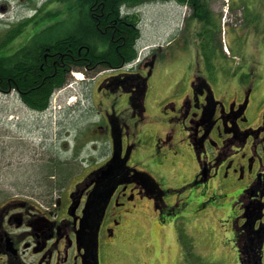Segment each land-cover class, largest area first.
<instances>
[{
  "label": "rangeland",
  "instance_id": "rangeland-1",
  "mask_svg": "<svg viewBox=\"0 0 264 264\" xmlns=\"http://www.w3.org/2000/svg\"><path fill=\"white\" fill-rule=\"evenodd\" d=\"M222 2L210 0L212 11L218 15L220 24L224 22L227 31L237 30L243 36L240 45L249 37L254 39V42L249 41L253 43L250 49L238 54L239 63L233 66L234 76L251 70L259 75L261 81L256 82V85L263 89L264 52L260 54L256 49L260 35L254 37L253 34H261V39H264V0H235L236 7L239 6L237 8L234 7V0H230V6L234 8L230 9V14L223 12L225 8L222 9ZM240 3H250L247 6L252 10L248 8L250 12H245ZM16 4L7 3L11 15L15 13ZM138 8L136 13L141 18L138 50L147 55L153 49H160V45L162 49L157 53L156 76L148 83L146 118L141 123L142 130L136 133L139 142L137 152L128 165H136L140 172L152 173L162 190L175 189L177 182L171 179L162 178L160 183V154L156 149L155 130L160 125V119L164 123L163 128L176 127L174 139L181 147L185 143L180 142L183 139V123L170 120L175 114L172 107L167 108V103L178 101L187 92L191 76L206 77L214 86L218 76L222 79L223 74H226L227 67L220 70L221 64L217 62L210 69L213 61L210 54L216 51L204 45L206 32L201 25L197 26V35L192 33L196 31L194 21L185 22L191 14L189 7L160 2ZM253 22H257L255 33L247 27ZM195 46L198 48L197 54L192 53ZM190 51L191 54H188ZM83 77L86 79L84 85L72 84V88L64 90L67 95L72 89L68 96H74L68 107H73L76 97L83 98L80 102L82 107L63 112L61 120L57 119L59 122H55V118L30 112L14 95L5 98L0 94V202L14 194L29 196L31 193L44 195L48 192L52 203L61 195L65 200L70 189L86 183L87 176L109 161L111 143L106 136L94 132L97 130V121L102 113L110 114L112 109L118 111L129 107L127 102L130 99L128 93L122 90L110 94L102 107L98 106V99L103 98L96 87L100 76ZM247 78L245 76L244 83ZM163 101L167 103L161 107L160 102ZM261 102L264 104V98ZM48 118L51 120L48 121ZM257 122V110L251 107L241 127L251 128ZM187 154L190 158L191 155ZM259 162L254 163L251 173L246 167L242 179L234 180L233 173L224 171L219 174V181L210 185L208 191L205 188L202 190L203 195L197 189L188 190L181 195L184 200L181 204H186V208L177 209L175 213L163 212L160 217L163 220L158 221L159 224L156 221L148 223L149 228L145 227L147 216L152 218L154 210L150 205L147 207L145 202L147 211L142 214L147 221L142 220L141 215L143 224L133 230L129 229L131 221L120 223L113 237L105 239L108 250L105 251L106 247L101 248V264H239L234 220L242 215L240 198L254 181ZM197 194L204 197L209 195L201 206L196 203L202 202L203 199H200L204 197L199 198ZM172 196L173 193L166 192L164 200L168 202Z\"/></svg>",
  "mask_w": 264,
  "mask_h": 264
},
{
  "label": "flooded vegetation",
  "instance_id": "flooded-vegetation-1",
  "mask_svg": "<svg viewBox=\"0 0 264 264\" xmlns=\"http://www.w3.org/2000/svg\"><path fill=\"white\" fill-rule=\"evenodd\" d=\"M56 1L0 0V94L3 97L14 95L22 101L25 93L20 91L18 84L20 78L25 79L34 70L36 53L44 61L49 59L50 49L37 50L34 46L36 35L45 29L43 21L37 25V17H45L49 11L57 9L59 6ZM8 2H17L13 15L8 10ZM256 27L252 25L253 33ZM216 34L219 35V32L216 31ZM229 48L230 54L244 51L238 46ZM215 49L218 51L220 47ZM224 60L228 61L226 57ZM11 63L12 66L7 67ZM156 67L157 57L152 52L141 67L106 73L97 85L99 93L103 95V98L98 99V106L102 107L107 96L122 90L128 93L130 99L127 102L129 107L121 105L123 108L118 111L112 109L110 114L102 113L97 121V130H94L96 135L108 138L111 153L113 156L115 153L121 164L112 175L103 179L99 175L87 176L85 186H75L65 200L63 197L57 200L54 208H51L49 192L35 196L46 206L45 209L22 199L2 202L0 264H95L96 254L101 261V250L104 247L105 251L108 250L105 239L113 237L120 223L132 221L133 218L140 220L141 213L145 211L142 206L144 201L152 203V199L160 200V215L163 214L164 204L167 207L165 212H176L175 208L185 205L181 204V195L188 190L194 188L203 195L202 190L205 188L208 191L210 185L219 181V174L224 171L233 173L234 180L242 179L246 167L251 173L256 161H260V167L264 165V104L261 102L264 88L256 85V82L261 81L259 75L248 70L240 72L238 77L228 78L226 84H219L216 87L221 90L218 98L215 89L212 95L206 80L194 75L187 90L189 93L179 101L160 102L161 107L166 103L170 104L168 108L172 107L175 116L171 121L183 123V139L180 142L185 143L181 147L174 139L176 127L163 128L164 123L160 119V125L155 130L156 149L160 154V183L162 178L171 179L177 182L175 189L159 190L145 173L135 172L137 166H130L128 162L137 152L139 142L136 133L142 130L141 123L145 120V85L156 76ZM4 71L10 72V76H6ZM245 76L248 77L246 83ZM4 86L7 89H3ZM251 107L257 110L258 123L254 127L243 128L241 124L246 121V114ZM119 154L125 156L126 165L120 160ZM257 174L249 190L252 195L259 189L257 180L262 177ZM107 180L111 181L113 190L109 200L107 196L103 198L107 206L102 218L105 206H102L100 195L98 199L94 197L93 188L95 181L107 185ZM166 192L174 194L168 202L164 200ZM202 195L199 198L204 197ZM241 203L243 213L247 203ZM155 206H158L157 203H154ZM139 213V216H135ZM244 216L238 217L237 222ZM155 221L159 224L160 216Z\"/></svg>",
  "mask_w": 264,
  "mask_h": 264
},
{
  "label": "trees",
  "instance_id": "trees-1",
  "mask_svg": "<svg viewBox=\"0 0 264 264\" xmlns=\"http://www.w3.org/2000/svg\"><path fill=\"white\" fill-rule=\"evenodd\" d=\"M58 8L45 17H37V25L45 24L36 35L37 50L50 49L46 61L37 52L34 70L20 78L19 89L25 93L23 102L36 111L49 104L54 90L63 87L70 72L80 70L88 75L102 70L118 69L134 61L137 43L141 37L140 17L127 14L123 9L144 4L175 2L192 10V19L208 21L206 0H57ZM63 4V6H62ZM45 21V22H44ZM9 43V42H7ZM13 63L7 67H11ZM1 74V72H0ZM6 76L10 72L4 71ZM16 80V79H15ZM3 89H7L4 86ZM264 174L256 196L245 193L247 203L245 224L236 228L239 264H260L264 243V217H262ZM175 212V210L170 211Z\"/></svg>",
  "mask_w": 264,
  "mask_h": 264
},
{
  "label": "crops",
  "instance_id": "crops-1",
  "mask_svg": "<svg viewBox=\"0 0 264 264\" xmlns=\"http://www.w3.org/2000/svg\"><path fill=\"white\" fill-rule=\"evenodd\" d=\"M197 50H198V48H195V52H194V54H197V53H198ZM202 199H203V201L206 200L205 198H201L200 200H202ZM200 200H199V201H200ZM203 201H202V202H203ZM199 203H201V202H199ZM197 204H198V203H197ZM152 218L155 219V215H154Z\"/></svg>",
  "mask_w": 264,
  "mask_h": 264
},
{
  "label": "bare ground",
  "instance_id": "bare-ground-1",
  "mask_svg": "<svg viewBox=\"0 0 264 264\" xmlns=\"http://www.w3.org/2000/svg\"><path fill=\"white\" fill-rule=\"evenodd\" d=\"M123 11L127 13V9H123ZM78 79H81V77L79 76Z\"/></svg>",
  "mask_w": 264,
  "mask_h": 264
}]
</instances>
